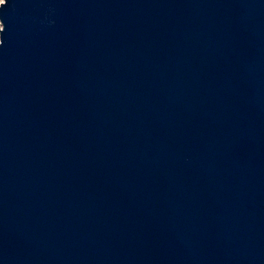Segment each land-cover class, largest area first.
Returning a JSON list of instances; mask_svg holds the SVG:
<instances>
[{
	"label": "water",
	"instance_id": "obj_1",
	"mask_svg": "<svg viewBox=\"0 0 264 264\" xmlns=\"http://www.w3.org/2000/svg\"><path fill=\"white\" fill-rule=\"evenodd\" d=\"M0 264H264V0H3Z\"/></svg>",
	"mask_w": 264,
	"mask_h": 264
},
{
	"label": "rangeland",
	"instance_id": "obj_2",
	"mask_svg": "<svg viewBox=\"0 0 264 264\" xmlns=\"http://www.w3.org/2000/svg\"><path fill=\"white\" fill-rule=\"evenodd\" d=\"M3 0H0V3L2 2Z\"/></svg>",
	"mask_w": 264,
	"mask_h": 264
}]
</instances>
